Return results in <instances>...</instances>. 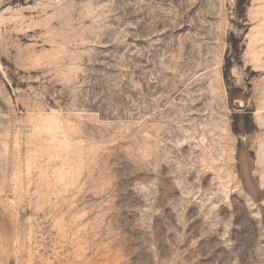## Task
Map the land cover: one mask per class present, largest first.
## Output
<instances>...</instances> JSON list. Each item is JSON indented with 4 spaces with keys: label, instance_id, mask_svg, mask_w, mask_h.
<instances>
[{
    "label": "rangeland",
    "instance_id": "obj_1",
    "mask_svg": "<svg viewBox=\"0 0 264 264\" xmlns=\"http://www.w3.org/2000/svg\"><path fill=\"white\" fill-rule=\"evenodd\" d=\"M0 264H264V0H0Z\"/></svg>",
    "mask_w": 264,
    "mask_h": 264
}]
</instances>
